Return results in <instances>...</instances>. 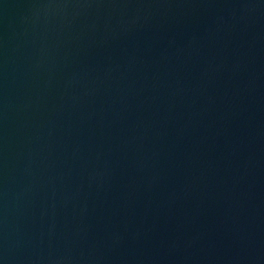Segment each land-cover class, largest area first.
Listing matches in <instances>:
<instances>
[{
  "label": "water",
  "instance_id": "water-1",
  "mask_svg": "<svg viewBox=\"0 0 264 264\" xmlns=\"http://www.w3.org/2000/svg\"><path fill=\"white\" fill-rule=\"evenodd\" d=\"M0 264H264V0H0Z\"/></svg>",
  "mask_w": 264,
  "mask_h": 264
}]
</instances>
